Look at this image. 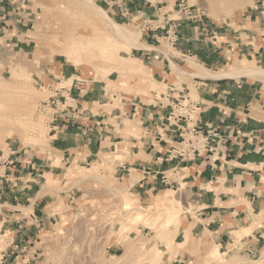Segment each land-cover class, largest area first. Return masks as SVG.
Listing matches in <instances>:
<instances>
[{
    "label": "rangeland",
    "instance_id": "1",
    "mask_svg": "<svg viewBox=\"0 0 264 264\" xmlns=\"http://www.w3.org/2000/svg\"><path fill=\"white\" fill-rule=\"evenodd\" d=\"M254 6L256 0H0V264H264V253L243 249L264 213L240 226L238 242L220 247L179 186L145 193L136 165L145 153L135 146L147 137L142 105L166 92L160 77L188 87L197 101L203 80L195 77L218 78L233 65L243 63L233 80L264 82L263 59L251 52L264 48ZM187 35L209 44L214 67L176 48ZM78 94L80 109L104 131L97 154L81 165L66 162L56 143L79 121ZM89 113L81 124L92 126Z\"/></svg>",
    "mask_w": 264,
    "mask_h": 264
},
{
    "label": "crops",
    "instance_id": "2",
    "mask_svg": "<svg viewBox=\"0 0 264 264\" xmlns=\"http://www.w3.org/2000/svg\"><path fill=\"white\" fill-rule=\"evenodd\" d=\"M252 11L254 16L259 18V23L264 24V6L260 4L258 8L253 7ZM219 35L221 39L225 37L222 32ZM187 36L188 38L184 36L185 39L181 40L176 48L182 54L194 53L206 69L214 67L215 64L211 63L214 54L211 56L209 44L196 42L193 36ZM261 46L259 48L253 46L255 49L253 51L251 49V52L258 53L257 57L264 62V48ZM165 66L169 68V65ZM242 66L243 63L233 65L234 69L222 73L218 78L215 77L217 73L207 75V78L195 77L203 80L199 86L201 98L198 101L194 99L199 105V126L205 127L206 124L211 123L216 125L227 137L225 148H220L215 153L202 152L184 162L164 160L167 150L180 139L175 127L165 122L171 111L170 104L175 97H178L181 90L190 96L186 91L189 90L188 87L180 88L176 82H171L165 76L160 77L167 85L166 92L161 93L165 96L158 98L156 95V102L150 103L148 107L142 105L140 126L147 137L136 140L135 144L138 150L143 147L145 153L142 154L143 163H136L140 171L143 166H150L157 172H166L178 164L179 173L177 184L174 186H179V189L183 190L181 192L185 201L197 205L195 209L199 216L197 222L203 229L213 232L219 240L220 247L238 242L236 232L240 226L248 228L253 218L264 213V82L250 81L244 77L238 81L233 80L235 75L243 74L235 73ZM68 90L66 93L71 92V95H76L74 89ZM76 99L73 106L78 108L79 114L76 115L79 121L73 126H65L63 131L59 132L56 143L59 145L57 149L60 153L67 156L66 162L76 161L81 165L97 154L103 144L104 131L98 124L101 120L95 116L92 118L91 112L87 113L90 114L89 120L93 123L92 126L91 124L87 126L88 123L84 121L81 124L83 115L86 116L87 113H83L84 109L81 110L80 94ZM71 112L74 111L70 110L69 115ZM163 123H166L165 127ZM108 135L112 139L117 137L118 140H128L119 134ZM146 155H150L151 159L145 161ZM157 177L161 178V174L141 183L146 188L145 193L156 191L161 187L160 184L168 186L161 180L157 183L159 186L154 184V179ZM142 180L143 176L140 181ZM182 183L185 185L184 189ZM244 240L243 249L247 250L248 255H262L264 222H259L251 234L244 236Z\"/></svg>",
    "mask_w": 264,
    "mask_h": 264
},
{
    "label": "built area",
    "instance_id": "3",
    "mask_svg": "<svg viewBox=\"0 0 264 264\" xmlns=\"http://www.w3.org/2000/svg\"><path fill=\"white\" fill-rule=\"evenodd\" d=\"M263 3L264 1L262 0H256V6L254 7L258 8L260 4L264 6ZM186 10L192 14L189 7ZM155 57L158 59L160 56L158 54ZM179 92L178 97H175V100L170 104L171 111L167 119H165V122L169 126L175 127V130L179 132L180 139L174 142L167 150V155L164 160L184 162L193 159L202 152L210 151L215 153L220 148H225L227 143L226 135L222 134L217 126L213 124H206L205 127H200L198 103L188 94L184 93V91L181 90ZM161 96H165V94H161ZM166 123H163L164 127ZM170 170H172V174L167 175V171L157 172L150 166H143V180H146L156 173H160L162 181L166 185L173 187L177 184V176L179 173L178 164Z\"/></svg>",
    "mask_w": 264,
    "mask_h": 264
},
{
    "label": "bare ground",
    "instance_id": "4",
    "mask_svg": "<svg viewBox=\"0 0 264 264\" xmlns=\"http://www.w3.org/2000/svg\"><path fill=\"white\" fill-rule=\"evenodd\" d=\"M119 32H120L119 34L123 35V31H122V30H121V31L119 30ZM132 45H134V44H132ZM253 70H254V69H253ZM260 70H261V69H260ZM255 71H257V69H255ZM258 71H259V69H258ZM252 72H254V71H252ZM262 72H263V71H262ZM256 73H257V72H256ZM168 209H169V208H168ZM176 211H177V210H176ZM169 213H170V212H169ZM168 216H169V215H168ZM172 216H174V215H172ZM172 216H170V217H172ZM174 217H175V216H174ZM215 251H218V249L216 248ZM214 253H215V252H214ZM218 253H219V252H217L216 254H218Z\"/></svg>",
    "mask_w": 264,
    "mask_h": 264
}]
</instances>
